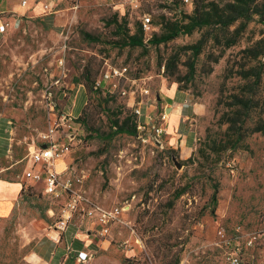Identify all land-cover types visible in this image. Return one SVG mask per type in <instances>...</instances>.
<instances>
[{"label": "rangeland", "instance_id": "obj_1", "mask_svg": "<svg viewBox=\"0 0 264 264\" xmlns=\"http://www.w3.org/2000/svg\"><path fill=\"white\" fill-rule=\"evenodd\" d=\"M183 1L121 9L63 0L47 15L45 0H28L41 13L10 20L0 37V114L14 117L16 166L6 179L26 192L0 226V264L49 261L65 197L45 195L23 172L28 148L51 114L69 110L78 85L58 172L87 206L125 208L92 264H230L222 230L238 238L243 264H264V240L247 248L264 231V0ZM61 59L66 75L56 84ZM114 69L121 76L105 79ZM174 93L196 105L193 126L160 145L138 128L135 110L144 102L159 114ZM92 228L76 215L63 239Z\"/></svg>", "mask_w": 264, "mask_h": 264}, {"label": "built area", "instance_id": "obj_2", "mask_svg": "<svg viewBox=\"0 0 264 264\" xmlns=\"http://www.w3.org/2000/svg\"><path fill=\"white\" fill-rule=\"evenodd\" d=\"M61 1L63 0H45L42 3L44 13L47 15L57 13V8ZM110 2L113 5L120 6L121 9H139L141 5V0H110ZM184 2L192 4V0H184ZM22 6L28 7V0L22 1ZM0 16H2L1 13ZM142 21L145 29L150 28L152 18L149 15H145ZM9 26V22H1L0 37L5 35L6 28ZM58 70L59 74L55 82L56 84L61 83V77L66 75L63 59L60 60ZM121 74L118 70L114 69L113 72L105 74V79L116 78L121 76ZM98 85H101V81ZM114 86H117V84L115 83ZM83 89V85L74 86L72 91L76 99ZM76 99L68 111L61 115H50L47 130L40 134L38 145H31L28 148V162L23 174L24 178L30 183L43 185L42 190L45 195L53 198L65 197V202L61 207L60 219L56 222L53 231L62 234L66 233L75 216L81 215L83 218L88 219L90 225L93 226L87 232L89 237L94 235L95 239L94 241L92 239L91 242L101 245L111 236L113 227L122 221L125 208H105L98 205L87 206L81 195L77 193L71 195L73 184L70 181H63L61 173L57 169L58 162L62 160L64 153L68 150L67 142H71L74 137V119L76 117L73 111L76 107ZM147 106L143 102L135 110L139 121L138 128L144 132L146 130L153 131L155 142L163 145L165 136L167 135L168 113L164 110L162 113L156 114L149 111ZM220 235L224 239L223 242L226 246L229 263L243 264L238 238L227 237L225 230H222ZM259 239L264 240V231L259 236H253L247 243V248L254 246L255 242ZM79 253L80 255L82 254L81 252Z\"/></svg>", "mask_w": 264, "mask_h": 264}, {"label": "crops", "instance_id": "obj_3", "mask_svg": "<svg viewBox=\"0 0 264 264\" xmlns=\"http://www.w3.org/2000/svg\"><path fill=\"white\" fill-rule=\"evenodd\" d=\"M35 4L38 5L37 3ZM34 6L24 7L15 0H0V13L2 15L0 16V24L1 22H9L10 24V26L6 28L5 34L11 27L10 22H14L17 15L26 16L28 13V18H33L37 16V14H40V6ZM58 12L55 14H58ZM11 14L12 16H10ZM81 95L82 93H80L78 99ZM168 96L169 97L165 98L166 101L163 103V109L169 116L166 139L169 146H174L181 136L186 135V133L190 135L189 130L193 126L196 105L187 102L185 97L181 94L174 93ZM162 112L163 111H161V113ZM13 118L10 112L0 114V226L13 217L17 210L21 208L26 192L23 181L13 178L6 179L7 172L16 166V163H10L8 161V159L12 157V152L14 150L13 133L15 132V128L12 126ZM64 234L53 231V229L50 231L49 238L51 239L53 248L47 264H92L95 260L93 256L95 252H97L95 249L103 248L104 243L108 240L98 245L97 243L91 242L92 238H89L88 234L83 235L84 233L80 231L76 234L74 233L71 238L66 236V238L63 239ZM107 246L109 247L110 244ZM79 252L82 254L80 255ZM103 258L106 259V253L104 252L98 255L97 259L101 260Z\"/></svg>", "mask_w": 264, "mask_h": 264}, {"label": "trees", "instance_id": "obj_4", "mask_svg": "<svg viewBox=\"0 0 264 264\" xmlns=\"http://www.w3.org/2000/svg\"><path fill=\"white\" fill-rule=\"evenodd\" d=\"M184 2V1H183ZM196 12H197V8H196ZM205 23V21H203V22H200V23H198V25H203ZM192 28H194V27H192ZM134 42H135V44H141L139 41H137V40H133ZM85 88V87H84Z\"/></svg>", "mask_w": 264, "mask_h": 264}, {"label": "water", "instance_id": "obj_5", "mask_svg": "<svg viewBox=\"0 0 264 264\" xmlns=\"http://www.w3.org/2000/svg\"><path fill=\"white\" fill-rule=\"evenodd\" d=\"M157 144H159V143H157Z\"/></svg>", "mask_w": 264, "mask_h": 264}]
</instances>
